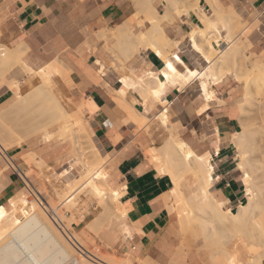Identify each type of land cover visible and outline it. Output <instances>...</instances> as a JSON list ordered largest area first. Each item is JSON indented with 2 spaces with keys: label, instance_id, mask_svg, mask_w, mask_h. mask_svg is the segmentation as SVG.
<instances>
[{
  "label": "crops",
  "instance_id": "crops-1",
  "mask_svg": "<svg viewBox=\"0 0 264 264\" xmlns=\"http://www.w3.org/2000/svg\"><path fill=\"white\" fill-rule=\"evenodd\" d=\"M211 1H216L224 9L236 10L249 26L257 24L248 39L249 54L264 60V0ZM198 5L204 13H209L205 0H199ZM162 6H156L159 14ZM140 7L135 0H0V44L12 48L17 44L23 45L25 54L22 62L35 71L55 62L64 65L61 75L63 88L69 100L71 97L75 99L76 106L83 105L89 139L99 156L106 158L101 169L105 181L120 192L119 203L126 211L122 217L109 216L103 222L96 231L99 242L107 250L127 255L143 264H202L196 254H184L173 237L175 219L168 213L164 199L171 192L172 183L169 177L157 173L145 155L152 148V142L111 97V90L121 86V77L130 73L138 77L148 71L157 73L164 67V62L152 49L144 48L126 59L129 60L127 71L113 69L116 64L108 55L116 61L122 57L118 55L117 60L116 55L107 49L105 51L111 40L112 45L115 43L111 33L120 25L143 21L142 29L150 28L146 15L138 10ZM199 24L196 13H190L181 15L174 24L162 25L168 39L179 41L173 53L179 55L189 69L201 70L204 67L199 69L203 62L187 42L188 31ZM101 34H105L104 38L100 37ZM97 60L104 68L103 74L99 72ZM21 74L12 71L8 80L21 82L25 75ZM194 84L197 86L193 83L183 91L177 90L178 83L167 85L161 97L165 105L152 100L144 105L142 98L134 92L127 94L126 103L133 100L130 105L146 121L154 120L160 129L164 127L157 123L156 115L166 111L169 126L165 129L173 128L179 139L196 154L209 152L213 155V176L217 180L212 187L213 194L227 200L226 205L233 208L242 199L240 175L233 167L235 152L229 140L238 129L237 96L218 84L214 86V100L209 104L198 86L197 89L192 87ZM7 89L0 86V110L4 101L11 97ZM216 147H219L218 155L215 154ZM23 149L32 150L36 158L49 168H55L67 155L63 147L46 141L44 137L32 138L22 148L12 149L6 154V159L0 154V206L7 211L30 197L31 190L41 196L27 178H23L25 183L19 178L23 174L20 171ZM137 170L142 175L137 176ZM61 175L67 178L68 169ZM85 198L72 212L80 227L93 223L100 213L93 206V201H96L91 197ZM124 228L130 232L127 235L130 239L123 232ZM233 245L232 250L240 264L244 255L239 247Z\"/></svg>",
  "mask_w": 264,
  "mask_h": 264
},
{
  "label": "bare ground",
  "instance_id": "bare-ground-1",
  "mask_svg": "<svg viewBox=\"0 0 264 264\" xmlns=\"http://www.w3.org/2000/svg\"><path fill=\"white\" fill-rule=\"evenodd\" d=\"M135 1L140 6L143 3L142 8L145 9L144 14L146 15V20L150 23V28L141 30L143 21L120 25L117 30L111 33L115 39V43L112 46H107L106 49L126 60L135 53L140 52V50L150 48L155 54L156 51L161 53L159 57L165 65V61L168 60L167 52L172 48H176L179 45V41L175 42L168 39L163 32L162 25L164 23L171 24L175 16H188L190 13H195L196 9L194 6L198 3L195 1V4H192L191 2H186V0L185 3L180 0H163L164 12L159 14L150 4L151 0ZM205 1L210 14L205 17L199 16L200 26H194L187 34L189 47L205 64L201 70L189 69L184 62L176 64L173 57L177 54L173 53L170 54V59L177 70L183 73L184 79L176 77L175 80L170 79L165 81L163 73L166 69L164 66L157 73L148 71L139 77L133 73L121 77L119 81L121 86L118 89L111 90L113 101L139 128L147 123L145 122L146 118L130 105L131 102L133 103V100L128 104L126 103V96L129 92L139 95L144 105L150 100L165 105V101L162 102L161 97L167 85L178 83L177 90L183 91L187 86L197 83L203 99L210 104L214 100V86L223 82L225 76L231 74L232 71H236L237 78L241 79L243 77L238 72L241 70L239 62L242 59L241 50L238 47L239 43L235 42L233 37L234 34L239 32V27L244 22L233 9H224L216 1ZM104 36L105 34L100 35L101 38ZM222 39L225 40L227 47L225 46L226 48L222 50H216V48L219 49L222 46L220 45ZM194 42L196 47H199L203 51V55L193 47ZM24 54L25 49L21 44H17L13 48L7 45H0V81H3L4 77L6 79V76L14 70H19L20 74L22 73L21 75L25 74L20 83H12L11 91L16 97V101L4 111H0V153L7 157L6 152L14 148H22L23 144L39 134H42L46 141H50L55 137H69L74 142L75 146L73 150L78 157L77 162L81 168V173L73 180L71 185L65 182L64 190L57 192L56 195L62 198V193L64 192L73 193L79 188L85 190L84 193L86 192L93 198L96 201V206L101 209L98 217L96 216L94 222L91 223L92 227L96 226L99 230L109 216L115 215L119 218L126 214V211L120 206L121 203H119L120 192L107 185L102 173L101 169L106 158H101L95 147L91 144L85 124H82L83 126L80 128L85 109L82 104L76 106L77 108L75 109L71 105L60 80L63 73L62 66L64 65H61L62 63L60 62H55L46 68L35 71L23 64L22 57ZM217 54H221V56L216 57ZM99 66L103 67L102 64ZM249 67L250 72L245 74V80L249 79L245 81V101H249L252 96L255 97L262 93L264 89V61L258 57ZM23 70L26 72H23ZM188 71L197 72L198 75L196 77H188ZM169 76L171 77V73H169ZM121 81H126V83H121ZM9 82L10 80L4 81L2 86L7 89L10 86ZM161 83L164 84L162 90L160 89ZM156 91H160L159 97L153 95ZM209 96L212 99H208ZM245 106L246 104L243 103L239 106L240 119L246 115ZM12 116L14 117L12 121L15 122L17 119L19 122H12L10 119ZM165 119L167 122H165ZM156 120L162 127L168 128L169 117L166 111L157 114ZM9 123H14V126L13 124L11 126ZM16 124L17 126H15ZM78 133L86 136H84L85 138L82 137V140L86 139L88 143L87 149L79 146L81 143L79 144L77 141L78 137H80ZM251 137L250 131L244 125L241 131H237L231 135L233 147L238 151L240 163H237V166L242 172L240 182L244 187L243 192L246 199V203L240 204L235 212L230 208H224L225 202H228L227 200L216 197L213 194L212 187L217 180L213 176L215 172V167L211 163L213 155L209 152L196 154L187 143L182 142L177 135L172 134L169 135L167 140L165 139L163 145L158 149L151 148L146 153L144 152L149 163L157 173L159 175H166L171 180L172 187L174 186L175 190L173 197L181 204L177 203V206H180L177 211V221L181 225L180 228L184 227V232L185 228L191 225V222L197 221L200 229L199 234L204 237V240L211 238L215 243L221 244L222 242L220 243L217 239L220 238L217 235V229H228L231 225H235L234 227H236L237 224L245 222V220L256 221L255 218L260 216L257 212L255 215V211L261 207L260 202L263 198V193L258 184L253 183L245 170V165L248 164V161L243 156V148L246 146V143L250 142ZM22 152L21 158L24 159L26 165H30V161H33V156H35L32 150L23 149ZM218 153L219 147H216L215 154L218 155ZM7 159L11 160L12 158L8 157ZM38 161L40 166L45 165L41 160ZM7 162L9 163V161ZM161 162H163L162 165H160ZM9 166L12 165L9 164ZM186 172L193 174L196 183L195 189L192 191L189 199L184 201L182 200L177 182L180 176ZM27 174L23 173L22 178L26 179L28 177ZM209 177H211V180H209ZM114 192H118L119 196L113 195ZM34 195L37 194H32V197L30 195V197L25 198L10 211L3 208L4 214L0 217V264H72L73 262H76V264H120L117 262V258L109 260L100 259L91 252L90 246L88 249V245L87 247L83 246L84 243L82 245L70 235L64 234L62 229L57 227V225L62 226L60 219H56L58 220L57 223H53L52 219L49 222L46 219L48 209H45L38 196ZM164 197L165 202H167L168 196L165 195ZM189 203H194V207H191ZM122 206L124 207V205ZM0 208L2 207L0 206ZM194 212L204 214L201 217L203 221L196 220ZM261 212L263 213V211ZM170 214L172 215V212ZM207 225H214L216 227L210 228ZM55 230L60 231V233L58 232L60 236ZM262 231H259V233H262ZM123 232L126 234V237L130 235L127 228H124ZM75 246L81 252H78ZM72 252H75L78 257H75ZM82 253L89 258H86ZM256 253H259V256H253L254 260L245 264H262L264 253L262 256H260V251ZM129 258L132 259L131 257ZM208 259L212 264H233L231 258L226 253L210 252ZM126 264H130L129 261Z\"/></svg>",
  "mask_w": 264,
  "mask_h": 264
},
{
  "label": "rangeland",
  "instance_id": "rangeland-1",
  "mask_svg": "<svg viewBox=\"0 0 264 264\" xmlns=\"http://www.w3.org/2000/svg\"><path fill=\"white\" fill-rule=\"evenodd\" d=\"M151 1L152 2H150V4L155 9H156V6H161V4H162V0H151ZM180 1L185 3V0L184 1L180 0ZM187 1L191 2L192 4H195V1H197V3H198L199 0H186V2ZM142 4H141V7L138 8V10H140V12L142 11L141 13H144L145 9L142 8ZM194 8L196 9L194 12L196 13L197 18H199L198 16L205 17V16H208L210 14V12L204 13L202 8L198 4L195 5ZM163 12H164V6H162V13ZM137 15H138V13H137ZM179 17L180 16H178V17L175 16L174 21L171 24H174L176 19H178ZM241 18H242L241 20L244 22V24L240 25V27H239L240 30H239V32L234 34L233 40H235V42L239 43L238 47H240V50H241V56H242L241 58L242 59L239 60V62L241 64V66H240L241 70H239L238 72H239V75L240 76L242 75L243 77L241 79L237 78L236 77V71H232L231 74L225 76V79L223 80V82L221 84H219V86L224 85V87L229 89V92L231 94H235V96H237L236 107L238 108V113L240 111V107H239L240 104L241 103L246 104V106H245L246 115L242 119H240V117L238 118V129H237V131H241L242 126L244 125V127H246V129H248L252 135L250 142L246 143V146L243 148V150H244L243 156L245 157L246 161H248L247 162L248 164L245 165V167H246L245 170L249 174L253 183L258 184V186L261 188L262 193H263V198L260 202L261 207L257 211H255V215H256V212L258 214H260V216L255 218L256 221L253 220L255 223L253 221L251 222V221L245 220V222H241V223L237 224L236 227H234L235 225L234 226L231 225V227H229L228 229H217V231H216L217 235L221 238V239L220 238H217V239L219 240L220 243L222 242L221 244H217L214 241H212L211 238L204 240V237L199 234L200 229H199L197 221L191 222V225L189 227L185 228V232L183 231L184 227H181L182 229L180 228L181 225H179L178 224L179 221H177L178 220L177 211L180 207L177 205L180 203L178 201H176L175 197H173L175 190H174V186L172 187L171 192L167 195L168 201L167 200L166 201L168 203L165 202V204H166V208H167L168 213L170 214L172 212V215L175 219V223L173 225V228H174L173 237L177 239L179 247L181 248V250L184 254H187V253L196 254L199 257V259L201 260L202 264H212L211 261H209V259H208V254L210 252H212V253L219 252L220 254L226 253L231 258L233 264H239V261L236 259V254L232 250V247H231L232 244L239 247L241 249L243 255H244L243 261H241L240 264L252 262L254 260L253 256L259 254V253L257 254L256 252L260 251V253H261L260 256H262V254L264 253V250H263L264 249V234H263V232H264V178H262L264 176V89H263L262 93L258 94L255 97L252 96L249 101H245V96H244L245 95L244 94L245 93V87H246L245 81L249 80V79L245 80V74L250 72V67H249L250 64L253 61H256L258 59V57H255L254 55L249 54L250 44H249L248 39L250 37L251 30L257 24H254L253 26H249L248 22L246 21V19L242 15H241ZM193 27H191V28H193ZM141 30H144V29L141 28ZM221 34H223V33L221 32ZM102 38H104V37H102ZM112 42L113 41L111 40L110 45H106L105 51H106L107 46L112 45ZM225 44H226L225 40L222 39L220 42V45H222L223 47L221 46V47H219V49L216 48V50L225 49L227 47V45H225ZM231 45H229V46H231ZM173 52H175L174 48H172L171 50H169L167 52L168 59H170V54ZM221 54H217L216 57L221 56ZM108 56L111 58V60L114 62V64H116V67H112V65H111V67L113 69H122L124 71H127L126 67H127V63L129 60L127 61V60L121 58L120 61H116L110 55H108ZM116 58L118 60L117 56H116ZM259 58L262 59L261 57H259ZM202 66H205V64L204 63L200 64L199 69H201ZM14 72L20 74L19 70H14L13 73ZM7 76H6V79L4 77L3 78L4 80L2 79L3 81H0V86L4 83V81L8 80V78L10 77V74ZM13 82L20 83L18 81H12V82L10 81L9 82L10 86L8 87L7 92L11 93V95L9 93V95L11 97L4 101V103L1 107V110H0L1 112L4 111L5 109H7L10 105H12L16 101V97L13 95V93L11 91V86H12ZM65 87L68 90V84H66ZM192 87L197 89L196 84H194ZM254 90H255V88H254ZM70 101H71L73 108H76L75 99L73 97H71ZM16 115H18V114H16ZM18 116H20V115H18ZM12 118H14V117L13 116L10 117L11 121H12ZM13 120H15V119H13ZM9 122H10V120H9ZM12 122H14V121H12ZM15 122L17 123L19 121H17V119H16ZM145 122H147V123H145V125H143L139 129L141 130V132H144V134L147 136V138L150 139V142H152V145H153L152 148L161 147L163 145V143L165 142V139L167 140V138H169L170 134H175L179 137L178 133L173 128H170L169 130H167L165 128L160 129L154 120L145 121ZM14 123H12L13 126H14ZM85 123H86V120L83 116L82 121L80 123V128L83 126L82 124H85ZM157 123H158V121H157ZM12 124H10V125L12 126ZM15 126H17V124ZM78 136H80V137H78L77 141L79 144L81 143L80 145L79 144L78 145L81 147H84V149H87L88 143H87L86 139L82 140V137H84L85 135H83L82 133H78ZM36 137H43V136H42V134H39V135H36L32 138H36ZM229 140L231 142V137L229 138ZM50 142L55 143V144L63 147L67 151V155H66L65 159L63 161H61L60 163H58L55 168H49L47 165L40 166L39 161H38L40 159H37L36 156H33V155H32L33 161H30V165H26L24 159H22V158H21L23 160L22 165L20 164L21 165L20 171H22L23 173H26V174L28 173L27 174L28 175L27 181L31 182L33 184L34 189L37 192H39V194L41 195L38 198H39L40 202L42 203V206L44 205L43 207L45 209H48V210L50 209V211L47 210L48 213H47L46 219L49 222L52 221L53 223H57L58 220H56V219H60L62 221L63 227L59 226V225H57V227L61 228L62 232H64V234H66L67 236L70 235L73 239L77 240V242H80V244L84 243V245L82 244L83 246L87 247V245H88V249L90 246L91 252L94 253L100 259L109 260L112 258H115V259L117 258L116 260L120 264H126L127 261H129L130 264H143L138 260H134L132 257H131L132 259H130L127 255L121 256L115 252L107 250V248L103 244H101L97 238V232L96 231H98V229L96 226L92 227V224H91L90 228H89L90 225H85V227H80V225H79V223H77V221L75 223L73 216H72V212L82 202V200L86 199L85 197H90V196L86 192L84 193L85 190H83L82 188L75 190L73 193L64 192V193H62V196H63L62 198H60L56 195L57 192H62L64 190L65 182H67L68 179L70 181H68L67 183L71 185L73 183V180H75L76 177L79 175V173H81V168L79 166V163L77 162L78 157L76 156V153L73 150L75 145H74V142L72 140H70L69 137H66V138L55 137L54 139L50 140ZM232 147H233V144H232ZM233 149L235 152L234 153L235 156H234L233 167L236 169L237 174L240 175V177H241L242 172L238 169V166H237L238 165L237 163H240V160L238 157V151L234 147H233ZM10 151L11 150H9L8 152H10ZM87 151H90V150H87ZM8 152H6V154ZM32 153L34 154L33 151H32ZM1 157L4 158L5 155L1 154ZM162 164H163V162L160 163V165H162ZM66 169H68L69 175L67 178L66 177L62 178L61 173L63 170H66ZM59 174H60V177H59ZM20 177L22 178L21 175H20ZM262 179H263V181H262ZM22 181L25 183L23 178H22ZM195 183H196V179L193 176V174L190 172H186L185 174L180 176L179 181L177 182V185L180 189L182 200L186 201L189 199L190 195L192 194V191L195 189ZM240 186H241V190H242V199H241L240 203L237 204L233 208H231L230 205H226L227 203H225L224 208H230L233 212H235V210L237 209V207L240 204L246 203V199L244 197V192H243L244 187L241 185V182H240ZM31 194H35L34 191L31 190ZM34 196H37V195H34ZM31 197H32V195H31ZM168 204H170V205H168ZM189 205L191 207H194V203H189ZM93 206L96 207L98 209V211L100 212L101 209L96 206L94 201H93ZM48 207H50V208H48ZM261 211H263V213ZM194 215L196 217V220L203 221L201 219V217H203L204 214L199 213V212H194ZM261 215H262V217H261ZM114 216L111 215L110 217H114ZM61 218H63V219H61ZM208 227L213 228L216 226L209 225ZM259 231H262V233L260 232L261 233L260 234ZM55 232L60 233L59 230H55ZM59 236H60V234H59ZM72 253L75 257H78V255L75 252H72ZM262 260H263L262 264H264V259H262Z\"/></svg>",
  "mask_w": 264,
  "mask_h": 264
},
{
  "label": "snow or ice",
  "instance_id": "snow-or-ice-1",
  "mask_svg": "<svg viewBox=\"0 0 264 264\" xmlns=\"http://www.w3.org/2000/svg\"><path fill=\"white\" fill-rule=\"evenodd\" d=\"M193 47L196 48L197 52H200L202 55L204 54L203 51L199 47H196L195 42L193 43ZM156 55L159 56V55H161V53L159 51H156ZM173 58L175 59L176 64H181V63L184 62L179 55H175ZM96 63L98 65H100L101 62L99 60H97ZM164 66H165V69H166V71L163 73V77H164L165 81H168L170 79L175 80L176 77H179L181 79L185 78L183 73L179 72L177 70V68L174 66V64L172 63L171 59L166 60ZM99 71L101 73H103L104 72V68L100 67ZM169 73H171V77L169 76ZM197 75H198L197 72L188 71V77H196ZM121 83H126V81H121ZM163 88H164V84L161 83L160 84V89L162 90ZM160 94H161L160 91H156V92L153 93V95H155L157 97H159ZM208 99H212V97L209 96ZM165 122H167L166 119H165ZM189 155H191V153H189ZM136 175L140 176V175H142V172L140 170H137ZM217 179H220V177H217ZM209 180H211V177H209ZM113 195L119 196V193L118 192H114ZM3 214H4V209L0 208V217H2Z\"/></svg>",
  "mask_w": 264,
  "mask_h": 264
},
{
  "label": "built area",
  "instance_id": "built-area-1",
  "mask_svg": "<svg viewBox=\"0 0 264 264\" xmlns=\"http://www.w3.org/2000/svg\"><path fill=\"white\" fill-rule=\"evenodd\" d=\"M19 178L22 180V178H21L20 176H19ZM239 203H240V202H239ZM75 248H76V250H77L78 252H81L77 246H75ZM82 254H84V253H82ZM84 256H85L86 258H89V257H88L87 255H85V254H84ZM72 264H76V262H73Z\"/></svg>",
  "mask_w": 264,
  "mask_h": 264
}]
</instances>
